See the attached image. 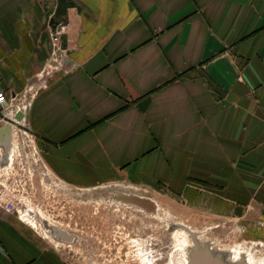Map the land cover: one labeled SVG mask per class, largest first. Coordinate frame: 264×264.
Instances as JSON below:
<instances>
[{
  "label": "crops",
  "instance_id": "0c3cea01",
  "mask_svg": "<svg viewBox=\"0 0 264 264\" xmlns=\"http://www.w3.org/2000/svg\"><path fill=\"white\" fill-rule=\"evenodd\" d=\"M71 1L53 61L55 0H0V87L22 104L0 171L22 129L60 190L123 181L264 224V0ZM31 227L0 206V264H68Z\"/></svg>",
  "mask_w": 264,
  "mask_h": 264
},
{
  "label": "rangeland",
  "instance_id": "374dc122",
  "mask_svg": "<svg viewBox=\"0 0 264 264\" xmlns=\"http://www.w3.org/2000/svg\"><path fill=\"white\" fill-rule=\"evenodd\" d=\"M14 135L10 150L3 149L13 157L7 166L2 160L0 197L11 200L33 230L52 240V228L71 235L70 241L54 239L68 264H172L170 255L182 243L188 253L203 247L222 260L235 245L253 259L264 257V242L245 236L260 224L213 216L195 199L189 204L162 188L122 181L88 192L60 190L45 181L30 135L22 129Z\"/></svg>",
  "mask_w": 264,
  "mask_h": 264
},
{
  "label": "water",
  "instance_id": "95a60500",
  "mask_svg": "<svg viewBox=\"0 0 264 264\" xmlns=\"http://www.w3.org/2000/svg\"><path fill=\"white\" fill-rule=\"evenodd\" d=\"M76 8L75 4L71 0H55V10L53 16L50 19V25L52 29H56L57 24L60 20L66 17L67 10ZM60 51L66 50V39L62 35L60 36ZM60 53V52H59ZM22 118L21 112H18L15 119L20 120ZM51 235L53 237L61 238L66 241L72 240V236L67 234L66 232L57 230V229H49ZM194 261L191 264H231L225 263L221 257L213 255L209 251H206L205 248L199 247L196 249L195 253H193ZM242 264V263H236Z\"/></svg>",
  "mask_w": 264,
  "mask_h": 264
},
{
  "label": "built area",
  "instance_id": "2783aa9c",
  "mask_svg": "<svg viewBox=\"0 0 264 264\" xmlns=\"http://www.w3.org/2000/svg\"><path fill=\"white\" fill-rule=\"evenodd\" d=\"M63 31V27L59 30L54 29L50 32V54L52 60H56L60 52V36ZM1 80V77H0ZM15 97H7L5 91L0 87V126L6 124L8 121L7 116L13 117L15 113L20 112L22 104H15ZM0 206L10 215H16L21 219V211L16 208L15 204L11 200L5 197H0Z\"/></svg>",
  "mask_w": 264,
  "mask_h": 264
},
{
  "label": "bare ground",
  "instance_id": "6f19581e",
  "mask_svg": "<svg viewBox=\"0 0 264 264\" xmlns=\"http://www.w3.org/2000/svg\"><path fill=\"white\" fill-rule=\"evenodd\" d=\"M48 237L51 240V237L50 236ZM136 245H137V242H136ZM230 249L231 250L229 251L228 258L223 260L225 263L264 264V257L253 259L249 253L244 252L241 249V247L238 245H235L234 247ZM193 253H195V251L188 253L186 251L185 244L182 243V244H179L178 247L176 248V251H174L170 255V260L172 264H191L194 261Z\"/></svg>",
  "mask_w": 264,
  "mask_h": 264
},
{
  "label": "flooded vegetation",
  "instance_id": "af4514ba",
  "mask_svg": "<svg viewBox=\"0 0 264 264\" xmlns=\"http://www.w3.org/2000/svg\"><path fill=\"white\" fill-rule=\"evenodd\" d=\"M254 228L255 229H257V228L263 229L264 228V224H260L259 227H254ZM245 236H247V237L249 236V237H252V238H256L255 240H261V241L264 242V234H258V233H256V231H252L251 234L250 233H246Z\"/></svg>",
  "mask_w": 264,
  "mask_h": 264
}]
</instances>
